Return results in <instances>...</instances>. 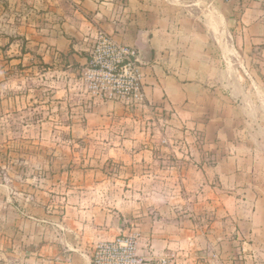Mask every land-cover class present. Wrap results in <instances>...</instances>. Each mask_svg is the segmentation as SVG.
<instances>
[{
	"label": "crops",
	"instance_id": "obj_1",
	"mask_svg": "<svg viewBox=\"0 0 264 264\" xmlns=\"http://www.w3.org/2000/svg\"><path fill=\"white\" fill-rule=\"evenodd\" d=\"M8 12L56 63L83 69L101 33L147 62L144 104L90 101L80 125L103 147L88 153L92 202H26L15 264H93L100 242L132 234L141 264L165 252L176 264H264V74L250 67L264 64V0H8ZM229 60L251 84L219 82Z\"/></svg>",
	"mask_w": 264,
	"mask_h": 264
},
{
	"label": "rangeland",
	"instance_id": "obj_2",
	"mask_svg": "<svg viewBox=\"0 0 264 264\" xmlns=\"http://www.w3.org/2000/svg\"><path fill=\"white\" fill-rule=\"evenodd\" d=\"M0 4L5 8L0 15V264H15V252L11 257L10 250L24 242L14 233L24 230L26 202H92L93 192L86 184L92 181L87 172L93 160L88 153L103 152V147L96 150L89 139L90 130L80 125L92 110L90 101L94 105L110 100L105 95L112 87L100 68L89 74L91 53L83 69L69 57L66 63H56L40 32L24 29L23 14L6 13L8 0H0ZM230 50L226 46L225 54ZM262 63L252 61L250 67L263 75ZM223 66L224 80L223 72L218 80L229 89L251 84L252 80L243 76L244 64L238 79L231 74L239 67L230 60ZM258 81L264 83V78ZM124 102L128 106L145 103ZM109 163H103V171L111 178L118 167L107 170ZM164 260L176 264L177 256L165 252L158 263L164 264Z\"/></svg>",
	"mask_w": 264,
	"mask_h": 264
},
{
	"label": "built area",
	"instance_id": "obj_3",
	"mask_svg": "<svg viewBox=\"0 0 264 264\" xmlns=\"http://www.w3.org/2000/svg\"><path fill=\"white\" fill-rule=\"evenodd\" d=\"M225 1L232 3L238 0ZM89 63L91 76L96 74L93 71L95 67L100 68L103 77L111 84L112 90L105 99H121L136 104L144 102V65L134 48L117 44L109 35L101 33L91 51ZM137 246L136 234L100 242L94 251L93 264H141L142 260L136 254ZM164 264H167L166 260Z\"/></svg>",
	"mask_w": 264,
	"mask_h": 264
},
{
	"label": "water",
	"instance_id": "obj_4",
	"mask_svg": "<svg viewBox=\"0 0 264 264\" xmlns=\"http://www.w3.org/2000/svg\"><path fill=\"white\" fill-rule=\"evenodd\" d=\"M140 62L143 63V64H146L147 62H145L144 60H142V58H139ZM119 230L122 231L123 230V221L120 220L119 222Z\"/></svg>",
	"mask_w": 264,
	"mask_h": 264
},
{
	"label": "bare ground",
	"instance_id": "obj_5",
	"mask_svg": "<svg viewBox=\"0 0 264 264\" xmlns=\"http://www.w3.org/2000/svg\"><path fill=\"white\" fill-rule=\"evenodd\" d=\"M229 50V49H228Z\"/></svg>",
	"mask_w": 264,
	"mask_h": 264
}]
</instances>
